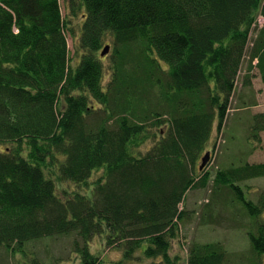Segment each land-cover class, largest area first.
<instances>
[{
    "label": "trees",
    "instance_id": "trees-1",
    "mask_svg": "<svg viewBox=\"0 0 264 264\" xmlns=\"http://www.w3.org/2000/svg\"><path fill=\"white\" fill-rule=\"evenodd\" d=\"M63 1L65 14L60 0H0V264H264V184L254 199L241 185L264 162L196 168L243 64L242 87L254 68L264 83V0ZM251 120L258 139L264 114ZM207 186L251 227L246 253L172 251L188 190Z\"/></svg>",
    "mask_w": 264,
    "mask_h": 264
},
{
    "label": "rangeland",
    "instance_id": "rangeland-1",
    "mask_svg": "<svg viewBox=\"0 0 264 264\" xmlns=\"http://www.w3.org/2000/svg\"><path fill=\"white\" fill-rule=\"evenodd\" d=\"M60 6L62 13L65 14L66 6L63 0H60ZM80 18L81 11H79L76 16L71 17L70 24L74 30L75 36H68L67 38L70 58L73 64L77 62L80 52L76 49L78 38L76 33L79 31ZM108 41L109 39L105 43H108ZM109 62V56L102 58L104 83L107 82L111 74L110 69H108ZM246 69L247 65L243 64L237 78L236 91L233 95L230 107L227 110L228 114L223 128L220 129V131H216V133L213 132L210 142H208L206 148L201 152L200 159L198 158L196 162V168H199L201 157L204 155L205 151H209L210 158L202 169L206 168L211 171L212 175L215 174L217 168H223L229 165L237 166L245 161L249 163L264 162V123L263 130L258 133V139H253L248 130V127L252 123V115L257 113L264 114V83L261 82L258 70L254 68L251 71V85H249V87H242L243 74L247 72ZM242 101H245L246 104H251V106L246 108L241 107ZM145 147L147 146L145 145L144 148ZM211 180L212 179H210V181ZM263 184L264 178L243 181L241 185H243L245 197L254 199L256 193L261 189ZM247 191L249 193H247ZM211 193L209 186L204 189L198 188L188 190L187 192L184 207L186 210L191 211V217L180 226V231H182L180 240L173 241L172 243V251L180 252L179 255L182 256L184 260L186 257L187 244L191 240H198L200 242L218 241L221 242L229 252L231 251L239 254L246 253L250 246L248 235L244 234V231L251 229V227L247 225L246 219L244 218L242 222L234 221V219H232L233 215L236 217L234 210L232 209L231 211L230 208L226 210L220 209L219 202H215L217 200H214V203L212 202L210 198ZM220 200L222 202L223 198ZM207 202L213 203L212 211L209 216H207L210 218V221L203 223L202 218L204 217V212H206ZM239 202L236 203L239 208L238 216L240 220L243 219L241 216L242 213L246 214L250 219L248 210ZM259 218H264V212ZM96 243L97 242H95V244ZM96 249L98 250V247H96ZM136 254H140V250H138ZM119 257V252L113 248L107 249L103 255V258L108 261L116 260ZM132 263H134L133 260L124 264ZM139 264H149V261L143 258ZM182 264L185 263L183 262Z\"/></svg>",
    "mask_w": 264,
    "mask_h": 264
},
{
    "label": "water",
    "instance_id": "water-1",
    "mask_svg": "<svg viewBox=\"0 0 264 264\" xmlns=\"http://www.w3.org/2000/svg\"><path fill=\"white\" fill-rule=\"evenodd\" d=\"M108 50H109V45H105L103 47L101 55H104L105 53H107ZM209 158H210V152L205 151L204 155L201 157V163L199 164V169H202L206 165Z\"/></svg>",
    "mask_w": 264,
    "mask_h": 264
}]
</instances>
